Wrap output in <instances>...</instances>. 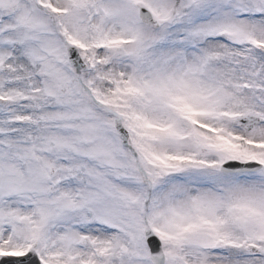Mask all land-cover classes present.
Instances as JSON below:
<instances>
[{
  "label": "snow or ice",
  "instance_id": "snow-or-ice-1",
  "mask_svg": "<svg viewBox=\"0 0 264 264\" xmlns=\"http://www.w3.org/2000/svg\"><path fill=\"white\" fill-rule=\"evenodd\" d=\"M0 264H264V0H0Z\"/></svg>",
  "mask_w": 264,
  "mask_h": 264
}]
</instances>
